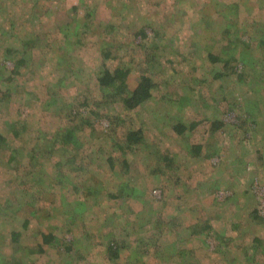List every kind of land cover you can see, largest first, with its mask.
I'll return each mask as SVG.
<instances>
[{"label": "rangeland", "instance_id": "obj_1", "mask_svg": "<svg viewBox=\"0 0 264 264\" xmlns=\"http://www.w3.org/2000/svg\"><path fill=\"white\" fill-rule=\"evenodd\" d=\"M80 1L46 0L43 10L37 9L43 13L41 30L33 34L29 26H25L18 29L12 42L10 37L2 39L4 44L10 43L17 48L31 37L39 38L52 32L51 22H71L72 40L76 41L79 34L87 43V48L80 49L78 55L89 77L101 60L99 44L88 45L90 39L98 43L116 40L124 50L125 44L130 43L127 46H131L140 61L143 53L135 46L139 43V30L146 28L152 37L153 27L162 37L158 43V57L159 54L162 56L159 57L158 70L153 71L157 85L153 97L133 111H125L121 103L112 108L106 102L101 105L97 98L100 92L95 85L89 87L95 96L89 108L83 106L76 88L63 92L70 102L76 98L74 109L83 118L90 116L95 119L92 120L94 125L82 129L84 125L80 117L73 116L68 120L62 112L61 115L42 112L39 103L46 100L43 92L47 89L40 81H57L51 68H39L33 64L15 79L13 86L16 88L24 84L9 100L0 103V132L7 131L8 124L13 122L23 124V120L27 122L28 130L15 141L10 139L20 149L19 159L7 164L8 155L0 156V208L13 197L20 200L23 208L17 220L9 219L11 222L5 221L1 226L0 257L3 260L0 259V263L29 264L19 249L15 252L17 246L11 245L8 231L13 227L21 229L19 219L25 211L35 210L39 214L50 213L48 221L64 229L61 235L65 241H72L73 235L78 236L77 242L71 245L75 250L68 254L65 252L63 256L57 250L39 255L38 264H61L62 261L63 264H108L103 260L102 251L103 243L110 235L124 241L125 249L136 238L135 234L128 235L129 230L124 228L129 225L127 219L134 220L133 213L126 218V214L134 209V216L140 221L138 224L142 225L143 221L147 224L151 218L145 225L146 237L159 230L155 228V225L160 226L156 222L158 214H161L159 223H164L160 226L161 243L166 248L156 253L163 262L148 256L145 264H177L180 257L178 249L192 253L189 257L196 258L199 264H264L255 263L256 253L251 248L255 236L262 237L264 242V224L250 221L254 209L264 217V47L259 44L264 40V0H85L83 4ZM17 4L12 3L16 10L23 8L21 3ZM75 6L77 11L73 8ZM92 10L95 13L90 18L89 22L93 21L90 25L85 23L83 16ZM35 12L33 9V15L37 16ZM101 24L107 25L103 31ZM103 35L107 39H102ZM53 38L54 47L67 46L66 36ZM236 38L245 44H231ZM234 49L247 53L250 59L249 64L241 61L237 69L238 74L249 76L241 81H237V76L232 77L239 86L234 85L236 82L232 83L231 79H218L217 68H222V64L213 65L209 58L210 55L226 58L224 51L232 54ZM120 55L124 53L121 51ZM6 65L7 68L13 67L12 62ZM133 77L136 78L133 75L131 79ZM26 91L32 94L23 99ZM59 108H63L62 105ZM94 110L101 116H92ZM246 118L248 129L240 125V119ZM216 120L225 123V127L216 130L213 126ZM193 121L198 123L197 127L187 130L184 135L174 130L179 123L189 127ZM77 125L76 136L81 147H64L62 134L67 128H76ZM17 126L20 128L22 125ZM132 130L143 131L142 145L124 155L125 149L120 147ZM53 134L61 137V140L55 138L54 144L49 139ZM39 137L41 141L34 140ZM45 137L49 140L46 144ZM199 146L202 150L198 153ZM109 158L114 159L113 168L108 163ZM124 158L129 161V169L122 164ZM63 161L66 165H57ZM68 173L71 175L69 183L66 182ZM247 174L255 177L250 189L246 187L249 181ZM62 184L65 186V202L68 206L72 203L70 208H61L60 195H54ZM125 185H129V189L137 188L142 194V207L130 201L123 204L126 191L122 189L127 187ZM99 188H102L100 194L97 193ZM89 189H95L93 194L97 200L91 196L88 208V204L81 205L79 200ZM119 191L120 200L109 197L118 195ZM52 198L57 201L56 207L49 205ZM56 208H59L58 212ZM72 208L77 209L73 211ZM110 216L114 221L108 219ZM199 216L203 219V226L209 221L215 230H228L233 235L228 239L235 240H229L227 245L213 236L207 241L200 240L196 237L198 235H194L196 230L203 228L196 224ZM214 216L216 219L212 221ZM238 220L245 222V232L237 239L234 225ZM37 222L33 221L29 230L22 231L24 248L37 244L33 237ZM38 224L46 230V224L40 220ZM0 225H3L1 218ZM152 226L155 229L147 234ZM68 227L73 229L72 233L68 232ZM128 228L134 229L133 226ZM86 241L90 246L84 244ZM66 244L69 245L61 246V252H64ZM128 250V254L122 255L120 264H137L134 257L129 259L131 249Z\"/></svg>", "mask_w": 264, "mask_h": 264}, {"label": "trees", "instance_id": "obj_2", "mask_svg": "<svg viewBox=\"0 0 264 264\" xmlns=\"http://www.w3.org/2000/svg\"><path fill=\"white\" fill-rule=\"evenodd\" d=\"M46 0H0V103L5 102L6 100H9L12 95L17 92L24 83L21 85H18L16 88L13 86V82L15 79L20 77L21 74L25 72V69H28V67H31L33 64H37L39 68L42 67H48L53 70V75L57 79L55 83H46L44 79L40 81L43 86L46 87L47 91L43 92L46 97L45 101H40V107L42 112H51V113H63V117L66 119H70L73 116L80 117V120H82V129L88 127L90 128L92 125H94L92 120H95L94 118L90 116H86L83 118V115L81 113H78L76 109H74V103L76 101V98L73 100V102H70V100L65 99V96H63V92L68 91L71 88H76L79 93H77V96L82 97L83 100V106L86 108H89L90 103L93 101V98L95 97L93 94V89L90 91L89 87L90 85H95V89L100 92L99 95H97V98H99V101L101 102V105L103 102H106V105L112 106L118 103H121L125 111H133L137 109L138 107L144 105L146 102H148L153 97L154 89L157 85L155 80V74L153 71L158 70L157 65L159 66L160 58L162 55L159 54L158 57V43L162 37H160V34L151 27V30H154V36L150 37L147 33L146 28H141L138 33L139 43L136 46V48L141 49L143 53V58L139 61L136 59V54L131 49V46L128 47L127 45L130 43L125 44L126 48L119 47L116 42V40H113V42L104 40L98 43V41H94L92 39L89 40V43L97 45L99 44V59L100 64L96 68H94L93 71L89 74L85 73V69L82 67V61L79 59L78 51L82 48H87V43L83 42L78 34L76 41L72 40L70 37L71 34H73V28L71 31V22L69 24L65 23H52V32H49V34H44V36L38 37H31L30 39H27L25 43L19 44L20 47H14L10 43L4 44V38H9L10 42H12L17 34L18 29H24L25 26H29L30 30L33 31V34L36 32H39L37 30H41L40 25L42 23L41 21V15L37 9L44 8L43 3ZM85 0H81L80 3L83 4ZM14 3L15 5H18L17 3H21V6L23 8H17V10L12 5ZM40 5V8H37V6ZM75 11H77L78 7H73ZM15 9V10H14ZM24 9V10H21ZM29 9V11H27ZM35 9L34 14H37V16L33 15L32 10ZM232 8H230L231 10ZM18 11V12H17ZM231 12V11H230ZM50 12H47L49 14ZM95 11H88V14H85L83 18L86 20L85 23L90 24L93 22H89L90 18H93V14ZM11 16V17H10ZM6 19L9 21L7 22ZM82 19L79 18V22L81 23ZM107 25L101 24L100 29L102 30L103 27L106 28ZM110 27V26H109ZM108 27V28H109ZM113 28V26L111 27ZM111 32L114 31V29H109ZM103 31V30H102ZM106 32V31H105ZM40 34V33H39ZM104 34V33H103ZM110 34V33H109ZM40 35H43L41 33ZM66 36V47L57 46L54 47L52 44L53 36ZM93 36H95V33H92ZM100 35V34H99ZM106 35V34H105ZM43 37V39H42ZM51 37V38H50ZM76 37V36H75ZM101 37V36H100ZM99 37V38H100ZM53 38V39H52ZM98 38V39H99ZM113 38V36H112ZM102 39H107V36H102ZM114 39V38H113ZM61 41V38L58 39ZM236 42L237 45L242 44V40L240 38H236V41H231V44H234ZM63 43V42H62ZM61 43V44H62ZM120 44V43H119ZM245 44V42H243ZM242 44V45H243ZM259 44L264 47V40L259 41ZM259 46V45H258ZM260 47V46H259ZM258 47V48H259ZM66 48V49H65ZM133 48H135L133 46ZM157 49V50H156ZM260 49V48H259ZM2 51V52H1ZM124 53V55H120V53ZM224 54L226 55V58L223 56L218 55H210V61L213 65L222 64V68L219 66L217 70H219L217 73V78L225 80L226 78L233 80L234 85L239 86L237 81H241L242 79H246L249 75L248 74H238L237 69L239 68V63L243 61V63L246 64L249 60L247 53H242V51L238 52V50L234 49L232 51V54L229 51H224ZM36 57V59H35ZM121 57V58H119ZM43 58V59H42ZM12 62L13 67L7 68L6 63ZM172 63H175L174 61ZM242 63V62H241ZM59 74V76H58ZM87 75V76H86ZM136 76L131 79V76ZM237 76V81H235L232 77ZM52 84V85H51ZM244 85V84H242ZM240 89L237 91L239 93ZM19 92V91H18ZM32 93L26 91V95L23 99H26L28 96H30ZM27 96V97H26ZM62 105L63 108H59V106ZM60 109V110H58ZM21 114V111H20ZM92 116L100 117V113H97V110H94L92 112ZM251 117V115H250ZM61 120L63 118H60ZM241 128L246 129L248 127L247 124V118L246 119H240ZM23 124L17 123L18 125H22L20 128H18L16 123L8 124L9 128L8 130L1 133L0 132V156L4 157L6 154L8 155L7 164L13 163L18 158V155L20 153V149L18 147H15L12 142H10V139L12 141H15L16 139H19L22 135H24L27 130V122L23 120ZM198 123L196 121H193L189 127L185 123H179L174 127V130L177 131L179 135H184L187 130L192 131L197 127ZM214 128L216 130L221 129L225 127V123L221 122V120H216L213 124ZM190 128V129H188ZM248 129V128H247ZM78 130V125L75 128L73 126L72 128H67L64 132L65 134H62V141L61 143L64 145V147L69 148L72 146L74 149H79L80 146V140L76 136ZM54 135V136H53ZM52 136L49 135L50 141L53 143V140L56 138L58 140H61V137L59 134H53ZM58 137V138H57ZM48 137H45V144L48 143L49 140H47ZM75 139V140H74ZM250 139V138H249ZM248 139V140H249ZM35 141H41L42 139L34 138ZM246 140V139H245ZM143 141V131L142 130H135L130 131L125 139V143L121 144V149H125L123 151V154L126 155L127 151H133L134 148L141 146ZM251 140H249L250 142ZM75 142V143H74ZM40 143V142H39ZM54 144V143H53ZM126 146V148L124 147ZM71 148V147H70ZM198 153L202 150L201 146L198 147ZM23 151V150H22ZM2 153L4 155H2ZM21 154V153H20ZM31 158H34L33 155H30ZM114 159L109 158L108 163L112 165V168L114 167ZM57 164V165H66L64 164ZM123 166L126 169L130 168L129 161L124 158L123 159ZM261 166L258 167L260 169ZM75 169L74 171H76ZM60 173H63L61 171ZM42 177V175H40ZM50 176L49 178H51ZM67 180L66 182H70V173L66 174ZM248 186L247 188H251L253 185L255 177L252 175H248ZM53 178V177H52ZM50 184H48L49 186ZM125 189L123 188L122 191L126 193L124 196V202L123 204H126L128 201L141 205L142 207V200L140 197H142V194L138 192L137 188L129 189V185ZM64 184L59 187L60 191H56L55 196L60 195L61 200V208H70L72 206V203L68 204L66 201V195L64 191ZM31 188V187H30ZM58 188V186H57ZM33 189V188H32ZM235 194H237V191L232 189ZM102 191V188L97 189V193L100 194ZM95 189H92L87 191L85 194L86 196L79 200V203L82 205L84 203L88 204V208L90 207L89 199L91 196L95 200L94 193ZM68 195V193H67ZM99 196V195H98ZM13 196H10L11 198ZM111 199L120 200L121 199V193L119 191L118 195L111 194L109 195ZM65 198V200H64ZM231 199V198H230ZM229 199V200H230ZM13 200V201H11ZM8 200L5 205L1 206L0 208V218L3 221V225H0V230H3L2 227L5 225L6 222H11L9 219L17 220L18 213H20L21 209L23 208L22 203L20 200L14 199V197ZM57 201L56 199H51V204L54 207H56ZM87 208V209H88ZM134 208V207H133ZM77 208H72V210L76 211ZM84 209L85 212H87ZM56 211H59V208H56ZM38 212V211H37ZM35 210L25 213L22 216V219H19L21 223V229L12 228L9 232L12 243L11 245L17 246L15 247V252L19 251L22 252V255L24 259L29 264H38V256L44 255L50 251L57 250L60 255L63 256L65 252L67 254L69 252H72L75 250L71 248V245L77 242L78 236L73 235L72 241H65L64 236H62V228L59 225H55L51 221H48L50 219V213L49 214H39ZM71 212V209H70ZM138 212V211H137ZM3 213V214H2ZM133 213V221H129L127 219V223L129 225L125 226V231H128V235L135 234L136 238L134 242H131L127 247L131 249V253L129 256V259H133L141 264L146 261V258L148 256H153L158 261L163 262L158 255L156 254L159 252L160 249H165L166 245H163L162 242V228L160 226H163L159 223L161 214H158L156 217V222L160 225H155V228H159V230L154 231L152 234V229H155L153 226L148 228L150 229L147 234L151 233V235L148 237L145 235V225L146 222L143 221V224H138L140 222L137 220V217H135L136 211L132 209L129 213L126 214V218H128V215ZM245 219V217H243ZM251 223L254 224L256 222L257 225L264 224V217L260 215V211L258 209H254L251 211L250 214ZM108 219L113 220V218L110 216ZM213 219H216L214 216ZM248 219V218H247ZM39 220L41 223L46 224V230H43L38 222ZM202 217L200 216L197 219V226L201 225L203 228H199L196 230V233L194 235L200 240L207 241V238L210 236H213V238H218L219 242H222L223 245H227L229 243V240H235L232 237V233H229L228 230L222 231V229H214V226H211L209 221H206V224L204 226L202 225ZM33 221H38L37 226L35 229V233H33V237L35 238L37 244L35 246H29L24 248L22 243V231L29 230V227L33 224ZM114 221V220H113ZM138 221V222H137ZM65 223V219L64 222ZM124 223V222H123ZM244 223L241 220H238L234 226H236L234 231V236L238 239L241 235H243L244 231ZM10 224V223H9ZM12 224V223H11ZM133 224V225H132ZM67 225V224H66ZM154 225V223H152ZM214 225V224H213ZM2 226V227H1ZM130 226H133L134 229L131 230V228H128ZM70 228V227H68ZM102 230V227L100 228ZM147 229V230H148ZM206 229V230H205ZM70 233L73 232V229H69ZM112 233V232H109ZM61 235V236H60ZM205 236V239L203 238ZM161 237V238H160ZM116 235H110L109 239L103 243L104 250L102 251V254L105 256L103 259L108 264H120L121 258L123 254H128L129 250L128 248L125 249L126 245L124 244V241H118L116 239ZM39 241V242H38ZM65 243H68L69 245H65L64 252H61V246H64ZM126 243V242H125ZM204 243V242H203ZM84 244L89 245L88 241H86ZM175 244L172 243V245ZM264 242L262 237L255 236L253 239V245L251 246L252 250L255 251V263L262 262L264 263ZM170 245V244H169ZM169 245L167 247H169ZM221 245L219 244L218 247ZM219 252H222V249L219 250ZM180 257L179 260H177V264H199L196 258L189 257V255H192V253L187 252L186 250H180L178 249V253ZM176 256V255H175ZM174 256V257H175ZM247 256L250 257V254L247 253ZM1 260H3L0 257ZM103 261V262H104ZM165 260L164 262H166ZM169 261L168 263H170ZM254 260L251 261L253 263ZM0 264H8V262L4 261ZM63 264V261L62 263ZM145 264V263H144Z\"/></svg>", "mask_w": 264, "mask_h": 264}]
</instances>
